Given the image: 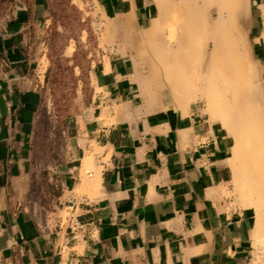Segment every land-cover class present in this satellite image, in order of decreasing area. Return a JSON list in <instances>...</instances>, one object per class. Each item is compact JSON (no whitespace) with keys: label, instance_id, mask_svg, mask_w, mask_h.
<instances>
[{"label":"crops","instance_id":"crops-1","mask_svg":"<svg viewBox=\"0 0 264 264\" xmlns=\"http://www.w3.org/2000/svg\"><path fill=\"white\" fill-rule=\"evenodd\" d=\"M91 2L113 11L124 41L141 36L125 10L141 29L152 25V0ZM44 16V0L0 1V264H254L255 224L237 203L227 131L194 105L184 113L144 96L127 51L92 67L69 146L35 189L42 95L31 35Z\"/></svg>","mask_w":264,"mask_h":264},{"label":"rangeland","instance_id":"rangeland-1","mask_svg":"<svg viewBox=\"0 0 264 264\" xmlns=\"http://www.w3.org/2000/svg\"><path fill=\"white\" fill-rule=\"evenodd\" d=\"M0 1L13 4L16 0ZM170 1L174 2V4L176 3L175 6L181 5L180 0ZM198 3V7H200L202 1L198 0ZM44 4L45 16L40 21V27L35 32L33 31L31 35V42L34 45L35 54V75L42 95L41 104L35 118L32 143L34 148L35 189L39 193H42L43 178L48 172L45 169L51 162L60 161V157L65 154L66 148L69 146L68 130H72V121L81 114L87 104L89 95L92 92L90 77L92 67L108 53H112L114 49H118L121 55H126V51L127 53H132L139 61L140 75L146 84L144 87L148 88L144 91V96L149 99L151 97L153 101L156 99L161 105L164 103L171 108H180L181 110H183V106L170 103L171 97L178 96L177 93H180L183 97L188 96L193 105L199 108L202 114L209 117L212 122H216L222 126L227 131L231 141L230 160L232 168L233 170L238 169L240 172L242 171L243 162L240 158L241 150L238 149V151L235 149H242L240 124L236 121H231L232 125H227V123L225 125L223 116L220 114L221 117H219V115L217 116L211 111L206 101L207 93L203 89L205 85L197 81V76H201L200 74L189 73L188 80L180 86L175 82L178 74H173L171 76L172 83L168 86V89H164L161 84L165 86L166 82H164L163 73V77H161V71L159 77L164 83H156L157 80L155 79L158 74H154V67L158 65L160 68V65L158 62L156 64V61L153 60L154 55L149 54L148 46L137 43L134 40L124 41V27L121 22L115 19H109L98 5L92 4L91 0H44ZM152 4L154 7V18L151 27L148 29H141L137 25L132 11L128 9L125 10V14L121 15V17L127 18L130 21L132 33L134 32L144 36L147 33L146 30L157 26L156 38L159 42L162 40L164 44L174 43L176 37L180 36L179 26H182L181 19L180 21L179 18L175 19V21L179 22L173 21L171 13L174 11H169L170 22V19L166 18L164 13L159 10L156 11L155 0H152ZM208 10L204 9L203 11L200 10V12L205 14L204 11ZM161 13L163 16H161ZM159 16L163 18H161L162 20L159 18L161 21L157 19ZM164 19L166 22L161 23ZM236 22V20H232L226 26L231 40L237 35L238 25ZM254 22L257 26L256 36L261 37V41L257 44L258 57H252V63L260 75L256 93L259 94L260 98H262V103H264V23L260 14L256 15ZM158 23L161 25L159 26ZM161 28H164V31ZM172 28L178 31V33L173 32V34L171 31ZM169 30L173 36L176 35L174 38L170 35ZM186 51V58L188 59L191 70L203 66L205 61L212 55L211 49H207L205 42L199 45L196 52L187 51L186 53ZM146 53L149 56H146ZM219 54L220 52L215 54V60H218ZM175 89L179 91L175 92ZM209 93L211 94V91ZM193 105L191 108L194 107ZM260 128L261 135H263L261 141L264 142V125ZM88 161L90 160L88 159ZM92 168L93 165L87 163L86 160L83 169V177L85 180L92 179L84 174V171ZM248 187L253 194L252 202L243 199L240 186L235 180L233 181L237 203L240 207L247 209V213H250L249 208H252L255 210V213L257 211L256 216L261 215V218H263L264 211H261L263 206L257 201L258 195L256 194L255 186L252 187L250 185ZM42 199L43 206L48 207L52 205L51 198H44L42 196ZM246 203L249 205L247 206ZM256 207L261 209L259 210ZM61 216L66 218L68 215L64 212ZM249 216L252 222H254L255 215ZM256 229L257 225L255 224L254 231ZM259 236L257 238L258 241L254 239V264H264V255H262V253L264 254V248H262L264 245L262 246L260 244L264 241L262 235ZM259 238L261 239L259 240Z\"/></svg>","mask_w":264,"mask_h":264},{"label":"bare ground","instance_id":"bare-ground-1","mask_svg":"<svg viewBox=\"0 0 264 264\" xmlns=\"http://www.w3.org/2000/svg\"><path fill=\"white\" fill-rule=\"evenodd\" d=\"M180 1L181 5L177 3L179 6H175L176 3L170 0H155L156 11L164 13L168 19H170L169 11H174L171 13L174 15V17L171 15L172 20L179 18L180 21L181 19L182 31L179 32L180 36L176 37L175 46L172 43L164 44L161 39L159 42L156 38L157 26L146 30L147 33L144 36L134 37V40L148 46L149 54L154 55L153 60L160 65V68L158 65L154 67V74H158L157 78L154 77L157 80L156 83L166 82L165 86L160 84L164 89H168L172 83L173 74H178L175 82L180 86L188 80L189 73H198L201 76H197V81L205 85L203 89L207 93L206 101L211 111L219 117L223 116L225 125L231 124V121L240 124L242 149H235L241 150L243 169L241 172L238 169L234 170V180L240 186L243 199L247 201L252 202L253 195L248 186H255L257 201L264 208V142L261 141L263 135L260 130V127L264 125V103L256 93L260 75L252 63V57H258L257 44L261 41V37L256 36L257 26L254 24V19L257 14H260L264 23V0H201L200 7H198V0ZM204 9L209 10L202 14L200 10ZM112 12L109 10V16L108 14L106 16L111 17ZM162 13L161 16H163ZM159 18L160 16L157 19L160 20L162 17ZM165 19L161 23L166 22L167 19ZM232 20L237 21L238 28L237 35L231 40L226 26ZM158 25L161 24L158 23ZM171 31L178 33L174 28ZM171 31L170 35L174 38L176 35L173 36L174 33L171 34ZM204 42L207 49H211L212 55L203 66L191 70L185 51L196 52L199 45ZM218 52H220L218 60H215V54ZM160 71L164 74V77L163 74L161 76L164 82L159 77ZM177 94L178 96L171 97L170 103L181 105L183 112H188L193 105L190 97ZM263 208L261 211H264ZM249 209L248 214L255 215L253 223L257 225L253 237L258 241V236L262 235L263 238H261L264 241V217L256 216L257 211L255 213V210ZM263 243L260 244L263 246Z\"/></svg>","mask_w":264,"mask_h":264},{"label":"built area","instance_id":"built-area-1","mask_svg":"<svg viewBox=\"0 0 264 264\" xmlns=\"http://www.w3.org/2000/svg\"><path fill=\"white\" fill-rule=\"evenodd\" d=\"M86 174L89 177H92V175H93L92 171H90V170H87ZM41 228L43 231L48 229L46 225H41ZM81 228H82V226L79 224V222H77L76 220H73V219L71 220V231L77 232L78 230H81Z\"/></svg>","mask_w":264,"mask_h":264}]
</instances>
